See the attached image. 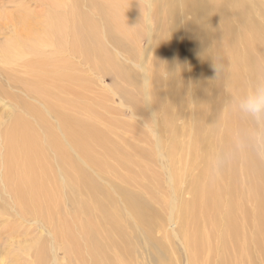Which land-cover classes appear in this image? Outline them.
<instances>
[{
	"label": "bare ground",
	"instance_id": "obj_1",
	"mask_svg": "<svg viewBox=\"0 0 264 264\" xmlns=\"http://www.w3.org/2000/svg\"><path fill=\"white\" fill-rule=\"evenodd\" d=\"M131 1L70 0L62 14L57 8H62V0H52L54 8L46 11L42 22L35 21L29 12L22 16L10 15L15 32L0 50L7 82L20 84L25 93L22 95L28 99L18 102L8 90L5 92L8 105L20 108L21 113L0 128V197L8 211L1 214V222L15 224L18 219L12 216L16 215L28 225H47L60 249L70 256V264H131L132 243L125 210L149 235L160 212L153 202V213L149 186L144 185L149 195L130 191L129 184L141 179L129 178L111 166L108 157L114 156V148L108 135L97 127L96 112L81 103L86 99L81 95L85 92L86 78L79 74L72 59L79 57L91 68L111 70L118 79L136 83L131 70L121 65L117 56L125 52L129 60L140 57L138 63H133L141 71L144 96L157 126L156 145L162 154V136L168 134L172 141L177 132L169 113L187 97L188 91L177 87L179 76L174 67L165 68L166 77L161 78L155 59L149 60L148 55L151 51L158 54L168 46V40L176 34V17L183 23L184 51L187 55L190 53L188 62L197 70L196 75L190 70L193 83L188 100L192 111L197 108V126L190 128L188 133H194L195 138L192 144H187L199 149L198 128L208 126L209 131L218 133V143H223L225 149L208 154L207 171L203 178L193 182L194 199L181 206L175 187L178 206L172 207L171 214L190 228L200 218L206 222L226 208L229 213L223 219L225 231L236 239L239 227L235 213L238 221L245 214L235 199L236 178H252L254 185L249 193L258 202L254 205L255 228L260 231L264 228V159L258 158L250 148L248 136L244 144L232 135L233 139L228 137L233 129L248 133L256 127V122L240 110L238 102L257 83L264 82V67H261L264 65V1L140 0L149 13L144 16L146 27L142 18L138 23L141 27L136 28L125 17L128 14L125 6ZM257 5L262 14H259L260 20ZM156 24L160 32L154 36ZM142 32L149 36L146 50L140 46ZM132 36L133 42L124 41ZM110 42L116 43L120 55H114ZM10 43L12 46L8 47ZM172 57L169 53L168 59ZM17 65L31 76L28 79L18 74L13 76ZM217 68L221 69L223 79ZM3 91L0 84V93ZM30 95H34L31 97L34 102H30ZM133 108L134 113L138 112L137 102ZM245 119L254 126H244ZM162 123L166 127H161ZM170 143V151L165 153L167 159L174 160L178 157L179 145L174 140ZM238 151L242 152L243 161L239 165L243 167L240 174H232L228 165H232ZM88 168L96 174L118 178H96ZM219 178L227 180L224 183ZM101 179L114 182L103 183ZM222 191L223 195L218 197ZM183 225L180 230L189 264H206L208 261L202 255L205 237L202 227L184 231ZM35 242H39L34 251L38 262L44 264L48 250L40 238ZM54 248L56 253V244Z\"/></svg>",
	"mask_w": 264,
	"mask_h": 264
},
{
	"label": "rangeland",
	"instance_id": "obj_2",
	"mask_svg": "<svg viewBox=\"0 0 264 264\" xmlns=\"http://www.w3.org/2000/svg\"><path fill=\"white\" fill-rule=\"evenodd\" d=\"M44 2L42 0H0V50L3 45L11 40V35L15 32L14 23L13 21L11 22L12 18L10 20V15L22 16L29 12L34 15L33 19L35 21L42 22L46 11L52 10L55 5L52 4V0H45ZM69 3L70 0H62L60 4L62 8L57 7L60 9V13H64L65 6ZM257 3L259 4L258 1ZM258 6L260 5L256 7ZM125 8L128 13L125 14L128 23H131L135 28L141 27V24L138 23L143 18L142 24L146 27L144 16L149 12L148 9H145L143 1L132 0ZM256 13L259 17V14H261L259 7ZM260 18L261 16L257 19L260 20ZM176 19V34L168 40V46L158 54L155 51H151L148 55L149 60L155 59V66L161 78L166 77L165 68L174 67L179 76L177 87L185 88L188 91L187 97L174 106L169 113L170 119L173 120V128L177 129L172 141H176L179 145L178 157L174 160L167 159L165 153V151H170V142H172L168 134L162 136V154L156 145L157 126L152 111L147 104V97L144 96L145 86L141 79V71L135 64L139 62L140 57L136 56L133 60H129L128 54L124 52L122 53L124 55L122 58V55L119 54V49L115 45L116 43H109L110 49L116 53L114 55H120L117 56L118 62L131 70L136 83L118 79L111 70L103 72L96 68H91L87 62L79 57L72 59L76 67L78 66L79 74H83L82 76L86 78V81H84L86 84L85 92L81 93V95H85L86 99L81 101V103L91 106L96 112L95 123L98 128L108 135L110 144L114 148V156L112 158L108 157L111 166L117 168L121 174L127 175L129 178H140L141 181H134L129 184V190L149 195L144 185L149 186L150 204L153 213L155 211L153 202L160 209L159 214L155 217L156 222L150 235L146 229H140L130 212L125 210V215L129 219L127 225L130 233V243H132L130 250H133L129 252L131 264H163L164 261H166L164 264H189L188 251L183 243L180 230L183 224L181 221L175 220L173 212L171 214L172 207L174 205L178 206L174 189L176 187L179 191L181 206L194 199L195 196L192 192L193 182L197 178H203V174L207 171L209 167L207 164L208 154L214 155L225 149L223 143H218L220 138L218 133L209 131L207 129L208 126L204 127V129L198 128V132L200 131L201 133V138L198 139L200 143L199 149L187 144V142L192 144L195 138L194 133H188L190 128L195 129L197 126L195 124L197 108L192 111L188 102L191 84L193 83V79L191 80L190 78V70L195 72H192L193 75L197 74V70L188 62L190 53L187 55L184 51L183 23L181 18L176 17ZM51 20L53 21V17ZM168 21L167 19V24H169ZM154 29V36H156L160 32L158 24L155 25ZM139 37L141 39V50H146L149 36L146 32H142ZM133 40V36L124 39L126 42H133ZM111 43L114 48L110 45ZM10 46H12L11 43L8 47ZM169 53L173 55L171 60L168 59ZM1 55L2 52L0 51ZM158 55L160 61H158ZM19 63L18 61V65ZM18 65L12 71V75L18 74L22 78L28 79L31 74L21 71ZM261 67H264V65H261ZM4 69L3 62L0 61V84L4 89L0 93V128L7 125L15 114L21 113L20 108L9 106L6 102V90H8L11 97L14 96L13 99L15 101H28L22 95L25 93L22 91L20 84L7 82L6 73L5 71L2 72ZM6 70L9 69L7 68ZM162 72L164 73L162 74ZM219 72L223 79L221 69H219ZM162 88L165 89V86L162 85ZM116 91L121 94H115ZM31 97L33 99L34 95L28 96L30 102H34L35 100H32ZM76 98L74 97V99ZM135 102L138 105L136 109L138 112L134 113ZM14 105H16L15 102ZM85 118H87L86 115ZM52 120L55 122L54 118ZM243 125L251 127L254 126V123L245 119ZM161 127H166V124L162 123ZM231 135L237 138L234 140L241 141L242 144L245 143L247 138L245 130L233 129L228 132L229 139H233ZM242 161V152L238 151L233 157L232 165H228L232 174H240L243 166L239 165V163ZM245 167L247 168V166ZM88 170L94 175L96 174L90 168ZM95 171L97 172V170ZM173 173L176 174L173 178H170ZM97 174L95 175L96 178H118L106 176L99 172ZM256 177L258 178V174ZM219 180L225 183L227 178H219ZM262 180L264 184V178ZM104 181L101 179V182L104 183ZM110 181L114 182L113 180H107L106 182ZM252 181V178H236L237 190L235 199L245 211L239 221L238 214L235 213L239 227V234L236 239L228 236L225 231L226 227L223 219L225 216L227 217L226 212L227 214L229 213L226 208H222L208 218L206 222L204 218L199 217V221L192 223L190 228L183 225L184 231L187 228L194 230L198 226L202 227L205 233L202 255L208 261H205L206 264H264V228L263 231L255 228L257 216L254 205L258 202L249 193V189L254 185ZM222 195L223 191L220 192L218 197ZM116 196L119 199V195L116 194ZM225 197L228 199V196ZM5 212L8 213L0 197V264H39L37 255L34 252L36 245L40 242L35 241L39 238L48 250L44 264H70V256L60 249L59 244L55 242L51 229L47 225H28L22 223L16 215L12 217L14 220L18 219V221L15 224L7 225L1 222L3 219L1 214ZM11 218H8V221H11ZM216 219L217 221L215 222ZM194 224L197 225L193 228ZM54 244L57 246L56 253Z\"/></svg>",
	"mask_w": 264,
	"mask_h": 264
},
{
	"label": "clouds",
	"instance_id": "obj_3",
	"mask_svg": "<svg viewBox=\"0 0 264 264\" xmlns=\"http://www.w3.org/2000/svg\"><path fill=\"white\" fill-rule=\"evenodd\" d=\"M238 103L240 110L256 122V127L247 133L249 146L258 158L264 159V82L257 83Z\"/></svg>",
	"mask_w": 264,
	"mask_h": 264
}]
</instances>
